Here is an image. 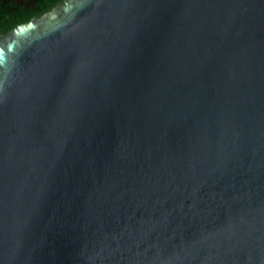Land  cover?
<instances>
[{
    "label": "water",
    "instance_id": "water-1",
    "mask_svg": "<svg viewBox=\"0 0 264 264\" xmlns=\"http://www.w3.org/2000/svg\"><path fill=\"white\" fill-rule=\"evenodd\" d=\"M0 264H264V0H63L5 36Z\"/></svg>",
    "mask_w": 264,
    "mask_h": 264
},
{
    "label": "flooded vegetation",
    "instance_id": "flooded-vegetation-1",
    "mask_svg": "<svg viewBox=\"0 0 264 264\" xmlns=\"http://www.w3.org/2000/svg\"><path fill=\"white\" fill-rule=\"evenodd\" d=\"M0 0V41L17 26L38 19L63 0Z\"/></svg>",
    "mask_w": 264,
    "mask_h": 264
},
{
    "label": "trees",
    "instance_id": "trees-1",
    "mask_svg": "<svg viewBox=\"0 0 264 264\" xmlns=\"http://www.w3.org/2000/svg\"><path fill=\"white\" fill-rule=\"evenodd\" d=\"M59 0H56L55 2H58Z\"/></svg>",
    "mask_w": 264,
    "mask_h": 264
}]
</instances>
